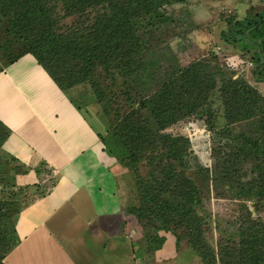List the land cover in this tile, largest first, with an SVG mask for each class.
Returning <instances> with one entry per match:
<instances>
[{"label":"trees","instance_id":"obj_1","mask_svg":"<svg viewBox=\"0 0 264 264\" xmlns=\"http://www.w3.org/2000/svg\"><path fill=\"white\" fill-rule=\"evenodd\" d=\"M190 1L0 0V72L30 54L69 98L79 86L89 89L80 96L84 103L70 100L79 111L90 100L108 119L100 139L123 178H131L124 212L141 233L138 258L153 262L165 234H172L177 251L187 243L201 264H264V220L245 204L256 212L264 202V11L234 24L233 42L219 46L212 61L155 67L147 56L173 22L168 8ZM231 44L245 52L224 55ZM252 47L256 52L245 58ZM247 61L256 64L248 73ZM215 98L223 102L219 130ZM200 114L216 131L213 177L245 211L236 235L216 244L206 235L212 220L189 175L198 166L191 142L168 132ZM11 133L0 120V264L19 243V214L44 195L39 184L17 185L26 172L21 166L9 174L16 160L2 150Z\"/></svg>","mask_w":264,"mask_h":264},{"label":"crops","instance_id":"obj_2","mask_svg":"<svg viewBox=\"0 0 264 264\" xmlns=\"http://www.w3.org/2000/svg\"><path fill=\"white\" fill-rule=\"evenodd\" d=\"M14 64L0 72V80L15 88L23 101L8 104L15 113H0L12 132L2 152L26 171L17 176V185L39 184L44 195L19 214V243L4 264H119L113 257L118 254L104 260L107 237L112 243L115 238V243L129 244L132 257L125 255L126 264H162L155 257L153 262L138 258L133 246L137 223L125 214L119 191L123 174L105 151L98 125L76 108L38 63L46 76L37 70H12ZM123 226L132 227V235L121 236Z\"/></svg>","mask_w":264,"mask_h":264},{"label":"rangeland","instance_id":"obj_3","mask_svg":"<svg viewBox=\"0 0 264 264\" xmlns=\"http://www.w3.org/2000/svg\"><path fill=\"white\" fill-rule=\"evenodd\" d=\"M263 11L264 1L261 0H192L185 4L169 7L168 15L173 18V22L169 24L168 29L163 34L159 35V40L149 50L147 60H150L158 68H164L165 66L174 64L187 66L194 61L203 59L212 61L213 56L220 51L218 49L219 46L226 47L227 42H233L231 38L232 34H234V24L239 21H244L247 18H254L256 12L260 13ZM2 37H0V44H2ZM250 51L249 53L246 52L245 58H248L256 52L254 47L250 48ZM243 52L245 51H242L240 45L235 46L231 44L226 49L225 54H222L229 56ZM221 60L223 61V57ZM19 61L21 62L14 64L12 70L22 72H26V70H37L42 76H46L31 55L25 56ZM250 63L252 65H249ZM3 65H5V59L0 50V70ZM255 66V63L247 61L245 67L246 73L255 69ZM23 74L19 73V75ZM35 79L36 77L33 76L32 80L35 81ZM0 82V105H3L7 101L6 107H0V113L3 114L7 111H12L11 114L15 113V109H8L7 106L8 104L14 105L23 101L21 94H18L15 88L9 87L6 84L2 85L3 82L1 80ZM20 85L23 90L24 85ZM82 92L91 93L88 88L79 86L70 91V99L80 101ZM17 95L19 97L16 100ZM23 95L25 98L30 97L26 93H23ZM81 102L84 103L82 100ZM87 102L82 112L93 121L95 126L98 125L97 128L105 134L108 128V119L103 114V108L100 105L92 103L90 100H87ZM222 103V100L218 98L214 99L213 110L217 124L214 130H219L225 126V121L222 116ZM206 124L205 119L200 114L188 118L181 125L170 127L168 132L172 134H183L191 142L190 152L195 157L193 163L194 165L198 164V166L193 167L189 171V175L200 188L203 198V208L212 220L211 224L208 225L209 228L207 227L206 235L213 244H216L217 241L236 235L238 230L237 221H239L240 216L245 211L242 210V202L235 199L234 195L229 191V188L222 185L220 181H215L213 177L215 155L213 156L212 150L216 131H211ZM3 155L8 160L11 159L8 155ZM17 166V163L13 161L9 169H6L12 175V169H15ZM246 168L251 171V165L246 166ZM130 181V177L128 179L125 177L119 182L123 208H127L131 200V194L129 192ZM30 200L31 194L27 201ZM245 204L253 210V215L256 218L258 217L264 220V202L257 205L259 211L256 212V208L252 202L247 201ZM131 228L129 226L121 227V236L132 235ZM136 234V238L133 240V246L137 247V242L140 240V238L137 239L139 230L136 231ZM165 236V243L154 254L157 260L162 259V264H201L198 256L195 252L193 253L187 243L183 242L181 249L177 251L175 236L172 234H166ZM122 238L127 239V237ZM114 241L115 238L113 243L111 237L105 238L104 260L112 255L118 254L119 257L113 256L115 263L118 258L120 261L117 263L126 264L127 262L125 260L127 258H124L125 255L128 258L129 256L132 257L129 244L124 241H119V243H115ZM112 245H114V249H112ZM131 260L134 261L133 258Z\"/></svg>","mask_w":264,"mask_h":264},{"label":"built area","instance_id":"obj_4","mask_svg":"<svg viewBox=\"0 0 264 264\" xmlns=\"http://www.w3.org/2000/svg\"><path fill=\"white\" fill-rule=\"evenodd\" d=\"M249 65H252L251 63Z\"/></svg>","mask_w":264,"mask_h":264}]
</instances>
